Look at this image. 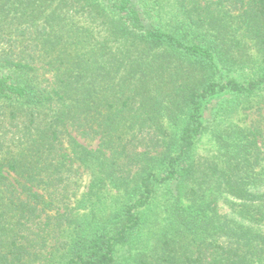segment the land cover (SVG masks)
Instances as JSON below:
<instances>
[{"label": "trees", "instance_id": "1", "mask_svg": "<svg viewBox=\"0 0 264 264\" xmlns=\"http://www.w3.org/2000/svg\"><path fill=\"white\" fill-rule=\"evenodd\" d=\"M220 100L249 125L222 130ZM129 245L264 264V0H0V264Z\"/></svg>", "mask_w": 264, "mask_h": 264}, {"label": "rangeland", "instance_id": "2", "mask_svg": "<svg viewBox=\"0 0 264 264\" xmlns=\"http://www.w3.org/2000/svg\"><path fill=\"white\" fill-rule=\"evenodd\" d=\"M241 75V74H239ZM223 101L220 100L218 101L217 104L211 105L209 107V110L207 111V116H210V118H212L213 116H215L218 112L219 106ZM255 102H252L251 105H253ZM248 105L247 107L251 106ZM250 114V111H246V110H237V111H233L231 113L226 112V113H219L217 116L213 117V118H217L216 122H222V130L225 128V126L228 127H241V126H248L250 123V119L252 116L248 117V115ZM208 138L205 137L204 139H202V141L199 143V151L200 154L206 153L207 149L211 146V142L209 140L208 142ZM98 142H95L93 144V148L97 147ZM88 180L85 179L84 180V187L87 184ZM81 191H84V188L81 189ZM168 191L164 188H162L159 191V200L160 202L157 203V206H163V198L168 197ZM157 206H153L151 207L152 211L150 212V216L149 219H152V222L149 226V241L151 242L155 237L158 236V233L163 229L161 227H165V225L167 224V221H164V213H159V210L157 208ZM219 207H220V212L221 214L225 215L228 213V209L227 207L223 204V202H219ZM157 223H159V225H157ZM161 228V229H160ZM140 248V246H139ZM139 248H137V246H127V247H120L119 248V252L117 253V259L119 260V263L121 264H128L126 262V259L128 258L129 254L131 252H134V250H138ZM131 264V263H129Z\"/></svg>", "mask_w": 264, "mask_h": 264}]
</instances>
